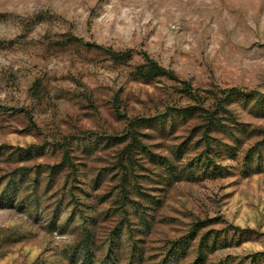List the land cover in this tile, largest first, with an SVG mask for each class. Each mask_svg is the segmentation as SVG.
<instances>
[{"label": "rangeland", "instance_id": "obj_1", "mask_svg": "<svg viewBox=\"0 0 264 264\" xmlns=\"http://www.w3.org/2000/svg\"><path fill=\"white\" fill-rule=\"evenodd\" d=\"M68 34L132 57L116 62ZM144 52L177 78L142 80ZM237 91L252 95L221 102ZM263 95L264 0H0V264H84L76 250L86 236L90 264H104L110 246L109 264H161L169 242L198 219L229 237L234 226L252 230L205 264H248L264 250V106L254 101ZM188 105L215 110L227 126L208 131L211 151L202 109L173 128L139 126L142 143L179 168L205 151L228 170L167 182L164 167L136 150L129 177L138 185L124 206L120 159L130 138L104 140L92 152L71 140L119 136L137 117ZM66 140L75 168L51 181L48 168L61 162ZM29 145L43 152L12 153ZM255 147L262 157L251 163L246 155ZM11 178L19 184L10 193ZM195 255L191 249L181 264Z\"/></svg>", "mask_w": 264, "mask_h": 264}, {"label": "trees", "instance_id": "obj_2", "mask_svg": "<svg viewBox=\"0 0 264 264\" xmlns=\"http://www.w3.org/2000/svg\"><path fill=\"white\" fill-rule=\"evenodd\" d=\"M65 38L68 41L79 43L87 48H97L104 50L109 56L116 62H124L129 60L132 57L131 51H115L111 47H105L102 44L91 42L85 40L83 37L68 34L65 36ZM144 54V62L137 67V74L138 76L144 80V81H152L160 76H167L169 78H177V76L174 74V72L164 66H162L157 60L150 57L149 54L146 52ZM189 85V84H187ZM236 95H242V97L247 98L252 95V93L248 92H235L233 94L232 92L228 93L221 102L229 100L231 97ZM254 101H257V105L264 106V95L261 96L258 99H254ZM218 103V105L222 106V103ZM202 109V115L205 117L204 122V132L203 136L205 139V150L211 151L212 150V136L209 134L208 131L212 130H218L221 129L223 131H226L227 129L225 127V124H223L220 120V117L217 115V112L209 111L208 109L202 108L201 106L197 105H188L185 107H175L171 106L168 107L165 112L156 114L153 117H145L140 116L135 118L134 120H131L129 122L128 130L119 136H112V135H101L92 137L91 134H83L79 136H73L71 137V140L73 139L76 143L82 144V147L84 150H88L92 152L102 141L106 140V143H118L120 141H124L127 137L130 138V142L124 147L123 151L121 152V159L120 164L122 166L123 172L121 175V181H122V196L120 197L119 203H121V206H124L126 203V200L129 199L133 189L137 187L138 184H131L130 182V175H131V168H133V165L136 163L134 152L136 150H142L144 151L149 159L154 162L158 163L159 165L164 167V174H162L163 177L167 179V182H174L177 180H181L183 175H187V178L194 179L198 177L195 175V173L198 171L201 175H209V176H215L217 174H222L224 171L228 170L220 163L216 162L212 156H210L208 153L203 151L202 153L196 155L193 159L188 160L182 168H179L177 164H175L170 158L162 155H158L150 151L145 144L142 143L140 137H139V131L138 127L142 125H148V126H154V127H160L161 129L165 128V125H169L171 128L176 127L178 123L185 121L189 117L193 116L198 111H201ZM203 127V124L200 125L199 129ZM71 140H66L61 144V146L65 147V151L63 154V158L61 162L53 164L49 166V175L51 181H53L56 175L61 173L64 169L71 166L72 169L75 168L74 163L72 162V155L69 153L70 147L72 142ZM185 143L182 144V147H179L177 150V153L184 151L187 149V146L185 147ZM7 148H10L9 146ZM225 150H228L229 153H235L233 146H226L224 148ZM222 150L220 149H214V153H219ZM43 152L42 147L36 146V145H29L27 147H15L14 151L12 152L15 155L22 156L24 158H30L34 154H38ZM261 149L259 147H255L252 152H248L246 155V158L249 159V162L252 163V161L256 160V162H259V159L261 156ZM247 163V162H246ZM251 165V164H250ZM250 168L249 165H246ZM26 167H23L21 170H19L18 174L20 175V178L18 179H25V176L27 175V172L25 171ZM39 171V169L36 170V172ZM40 174V171L37 173ZM36 182L38 181L37 178H35ZM11 186H8V189L5 191H9L10 193L15 191L18 188L19 180L11 178ZM11 187V188H10ZM9 192L7 194H9ZM154 202H156V199H152ZM59 209V206L55 211L57 212ZM212 222L210 219H198L196 222H194L189 229V231L169 242V246L166 252L165 257L163 258V261L161 264H181L182 260H184L191 249H193L196 253L194 260L191 262V264H205L206 260L208 259V255L217 249L224 247L227 243H240L244 240H247L250 238V235L252 233V230L249 228H239L238 226L233 227L232 237L228 236V232H223L220 229H216L211 227ZM87 238L82 242L81 248L79 250H76V252H84V264H90L92 259V249H91V243L92 241ZM229 238V240H227ZM194 243H196L195 246ZM84 249V251H83ZM109 252L106 256L104 261V264H109L108 262L114 259L116 256L115 249L110 246ZM247 263L248 264H264V250H259L256 252L251 253L247 257ZM129 264H134L132 261L129 262ZM219 264H228L227 261H221Z\"/></svg>", "mask_w": 264, "mask_h": 264}]
</instances>
